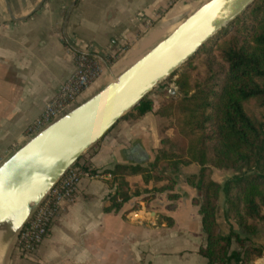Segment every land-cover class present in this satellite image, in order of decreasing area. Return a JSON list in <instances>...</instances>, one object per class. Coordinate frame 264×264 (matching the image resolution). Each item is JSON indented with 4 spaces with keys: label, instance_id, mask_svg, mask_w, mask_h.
<instances>
[{
    "label": "crops",
    "instance_id": "1",
    "mask_svg": "<svg viewBox=\"0 0 264 264\" xmlns=\"http://www.w3.org/2000/svg\"><path fill=\"white\" fill-rule=\"evenodd\" d=\"M200 2L0 0V164L32 137L25 134L27 127L73 73V49L98 55L105 66V75L83 101L161 41ZM176 95L175 83H162L150 93L151 112L122 118L84 154L81 162L92 175L84 176L74 199L63 203L37 253L24 256L14 246L9 264H210L200 253L206 235L199 191L187 181L198 174V164L192 173L180 167L175 183L164 191L158 189L168 180L147 183L141 175L129 176L131 192L155 188L140 196L135 209L123 211L130 201L117 209L111 200L116 185L110 171L118 165L150 167L162 139L173 136L170 119L167 123L157 110ZM218 171L223 170L214 169L213 179L223 183ZM221 202L217 222L228 233L237 225Z\"/></svg>",
    "mask_w": 264,
    "mask_h": 264
},
{
    "label": "trees",
    "instance_id": "2",
    "mask_svg": "<svg viewBox=\"0 0 264 264\" xmlns=\"http://www.w3.org/2000/svg\"><path fill=\"white\" fill-rule=\"evenodd\" d=\"M167 81L175 83L178 95L166 99L157 113L170 119L174 134L162 139L150 167L118 165L110 171L116 185L111 200L120 209L155 190L131 192L129 176L141 175L147 183L168 180L158 189L164 191L173 186L181 166L198 164V174L187 181L200 195L206 235L200 253L210 264H248L264 252L262 246L248 244L264 223V0H256L221 29ZM252 101L259 112L248 107ZM153 106L149 94L125 117L137 119ZM214 169L234 174L219 183ZM222 198L227 216L237 225L228 233L217 222ZM234 243L238 247L232 249Z\"/></svg>",
    "mask_w": 264,
    "mask_h": 264
},
{
    "label": "water",
    "instance_id": "3",
    "mask_svg": "<svg viewBox=\"0 0 264 264\" xmlns=\"http://www.w3.org/2000/svg\"><path fill=\"white\" fill-rule=\"evenodd\" d=\"M255 1L201 0L149 51L0 164V259L15 246L27 221L64 174ZM175 93L172 87L170 94ZM138 201L132 199L123 211L134 209Z\"/></svg>",
    "mask_w": 264,
    "mask_h": 264
},
{
    "label": "built area",
    "instance_id": "4",
    "mask_svg": "<svg viewBox=\"0 0 264 264\" xmlns=\"http://www.w3.org/2000/svg\"><path fill=\"white\" fill-rule=\"evenodd\" d=\"M73 57L75 61L73 73L46 103L41 115L27 127L25 132L27 136L35 135L74 106L86 91L105 75V66L98 55L90 51L73 49ZM75 165L54 185L20 232L15 246L24 256H30L49 235L63 203L74 199L81 179L92 175L83 164Z\"/></svg>",
    "mask_w": 264,
    "mask_h": 264
},
{
    "label": "rangeland",
    "instance_id": "5",
    "mask_svg": "<svg viewBox=\"0 0 264 264\" xmlns=\"http://www.w3.org/2000/svg\"><path fill=\"white\" fill-rule=\"evenodd\" d=\"M199 65H200L199 66L200 67V70H203L204 69V65L202 63H200V61H199ZM166 82H168V83H174V82H171V81L169 82V81L166 80L163 84L164 85L167 84ZM248 107L250 109L255 110L256 112H259V109H258V107H256V104H255L254 101L250 102L248 104ZM121 120H123V119H121ZM168 122H169V119L167 118V123ZM169 124H170V122H169ZM81 160H82V158L76 163L75 166H78V165L82 164ZM181 168H182V170L184 172L192 173V172L197 171L198 165L193 164L190 167L181 166ZM232 174H234V172H231V171H228V170H223V171H218L217 177H219L220 180H222L223 182H225L226 179L229 178V176H231ZM221 201H224V199L222 198L219 201V205L222 203ZM259 228H260L259 229V233L251 241H249L248 244H253L255 246H262L264 248V223L263 222H260L259 223ZM39 246H38V248H39ZM235 246L238 247L237 244L234 243L233 246H232V248H234ZM38 248L34 252L31 253V256H33V255H35L37 253ZM17 249H18V247H17ZM13 254H14V245H10V247L7 250V254L4 255L3 258L0 259V262H1L0 264H9V261L12 258ZM248 264H264V252H263L262 256L252 258V260H250V262Z\"/></svg>",
    "mask_w": 264,
    "mask_h": 264
},
{
    "label": "bare ground",
    "instance_id": "6",
    "mask_svg": "<svg viewBox=\"0 0 264 264\" xmlns=\"http://www.w3.org/2000/svg\"><path fill=\"white\" fill-rule=\"evenodd\" d=\"M3 258V257H2ZM1 263V262H0Z\"/></svg>",
    "mask_w": 264,
    "mask_h": 264
}]
</instances>
